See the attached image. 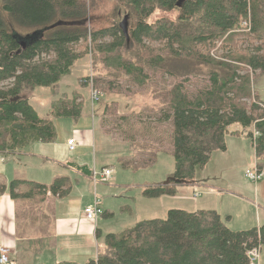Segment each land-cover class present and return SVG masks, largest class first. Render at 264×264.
I'll return each mask as SVG.
<instances>
[{"label": "trees", "instance_id": "trees-1", "mask_svg": "<svg viewBox=\"0 0 264 264\" xmlns=\"http://www.w3.org/2000/svg\"><path fill=\"white\" fill-rule=\"evenodd\" d=\"M94 1L0 0V153L9 155L32 143L54 141L56 118L82 116L80 94L52 101L48 117L39 116L30 103L37 88L54 89L70 74L76 61L85 56L75 48L81 43L90 51L94 69L82 79L97 87L100 99L99 63L123 73L136 86L147 83L148 70L180 79L172 88L164 86L158 95L166 107L159 120L172 126L169 137L175 171L169 184L142 190L145 196L175 195L179 186L193 182L196 170L205 168L214 152L227 150L226 134L233 125L253 140L257 157L264 160V101L252 94L257 74L252 78L249 72L242 73L244 67L264 72V53L257 48H234L224 55L230 62L210 56L214 42L243 20H250L251 31L264 38V0H183L180 5V0H115L119 15L128 18L127 33L118 24L91 30L87 20ZM158 8L177 10L179 15L176 20L149 22ZM21 29L33 31L29 35ZM34 34H39L37 39H29ZM226 41L236 45L234 37ZM192 77L208 82L189 93L185 83ZM131 136L136 139L139 133ZM159 150L131 162L120 158V165L151 166ZM73 167L92 174L86 165ZM73 188L69 176H58L51 184L14 179L0 186V192L8 190L16 201L20 222L30 219L28 211L34 210L36 199L43 204L48 193L54 199L64 198ZM166 217L144 219L107 234L97 258L85 264H251L249 251L264 246V224L234 230L228 227L229 218L212 209H171Z\"/></svg>", "mask_w": 264, "mask_h": 264}, {"label": "rangeland", "instance_id": "rangeland-1", "mask_svg": "<svg viewBox=\"0 0 264 264\" xmlns=\"http://www.w3.org/2000/svg\"><path fill=\"white\" fill-rule=\"evenodd\" d=\"M117 6L118 3L115 0H95L89 10L88 18H91L87 20V26L91 30H95L113 24L120 25L124 19V13H122L123 15H119L120 10ZM121 9L123 11L125 10L124 8ZM178 15L179 11L177 10L169 11L158 8L148 17V21L154 23L161 18L176 20ZM130 22L132 23V20H130ZM250 23V20H243L238 28L229 32L222 40L215 41L210 51V56L219 61L230 62L224 55H228V52L234 48L247 49L250 51H254L255 48H257V51L264 53V38L260 39L256 37V34L251 31ZM32 31L33 29H21L23 34H29V32ZM38 35L39 34H34L30 36L31 38L29 39H37ZM228 36L234 37L236 45L227 43L226 39ZM110 39V37L107 38V40ZM89 43H91V41H89ZM80 44H76L75 48H77L78 51H84L85 56L76 61L72 71L66 76L70 75L69 78L72 84L77 85V87L80 86L79 90L86 88L84 89L87 97L86 101H88V104H91L89 101L91 89L88 88V84L83 82L82 78L92 73L93 63L91 61V54H89L90 51L83 48L84 46ZM125 52H127V50H125ZM244 68L245 70L242 71V73L249 72L252 78L253 75L255 76L257 74L252 80V94L254 98L256 93L259 94L264 101V72H260L259 70L253 72L251 68ZM96 69L102 81L101 85L98 86V89L102 92V98L99 99L100 101L98 103L92 104L91 113L92 116L94 115L95 118H97V120L95 119L97 126H94L96 130V140H103L105 143H110L112 152H118L120 158H124L130 162L136 159L140 160L141 158H147L152 155L154 150L158 148L161 149L158 152L155 162L148 167L123 170L120 169L119 164H114L116 166L115 178L118 179L120 183L123 182L122 184L129 185L127 189H124V192L127 193H123V196H127V198L121 197V200H123L124 204L127 203L132 208L124 212H117L114 220L110 222L111 224L108 231L117 233L134 226L138 221L152 217L150 216L151 214L146 204L148 196L142 195L141 190L143 187L155 186V183H157L159 179L161 180L163 174H173L175 171V158L171 150L172 146L169 137L172 132V126L170 122L159 120V118L165 114L164 109L166 107L158 95L164 86L172 88L174 83L178 82L180 79L165 75L163 71L153 72L152 70H148L147 72H149L150 78L147 83L142 86H136L126 75L119 73L116 69H107L102 63H99ZM187 82L188 83L185 84L189 93H193L196 92L197 89L203 87L208 80L203 77H192L191 80ZM109 86L111 87L110 90H108ZM95 88L97 89V87ZM49 92L52 94L54 92L56 94V90L52 87L37 88L33 93L34 97L32 94L33 98L31 97L30 103L37 109L40 114L39 116L45 117L49 112L48 107L50 103L52 104V97L48 95ZM72 94H68L66 97L72 98L75 97L76 94L82 93L74 92V94ZM63 95V93H59L55 96L58 100ZM244 100L249 104L252 102L251 99ZM90 120L93 122V119L90 118ZM135 132H138L139 136L133 139L131 135ZM234 132L240 133L241 128L238 125H233L230 127L229 133L226 134L227 147L231 149L227 153L219 150L214 152L206 167L196 170L193 182L184 184L177 189L179 193L176 195L174 203L188 211L197 210V203L200 201L206 206L213 205L215 209L220 211L223 217L226 218L232 215V224L230 226L232 229L246 230L257 225L258 213L262 214L261 211L264 209V178L255 183L249 180L245 173L248 169H255L257 165L264 164V160H259L250 139H247L249 146L246 148H240V143L238 144L239 146L232 144L233 141L238 140L233 134ZM100 153H102L101 150ZM111 159H113V157L110 156L109 161H111ZM172 174L165 176L167 179L161 184H164ZM197 178L210 179V185L216 186L215 188L222 192L220 196L215 198L214 196L211 197L207 194H203L197 199L200 195L196 189ZM136 198L137 200H135ZM115 199L119 200L118 197ZM250 200L253 202H250ZM257 203L259 204L258 207ZM41 205L42 202L36 199L33 206L36 209V207ZM101 206L105 209L103 205ZM157 209L158 207L154 206L153 210L157 211ZM39 212L40 215L42 214L44 217V209L35 212L28 211L30 220L36 218ZM166 216H168V214ZM105 218L111 219V216ZM104 222L106 221H102V226ZM106 227L104 226V228ZM258 264H264V246L261 249Z\"/></svg>", "mask_w": 264, "mask_h": 264}, {"label": "crops", "instance_id": "crops-1", "mask_svg": "<svg viewBox=\"0 0 264 264\" xmlns=\"http://www.w3.org/2000/svg\"><path fill=\"white\" fill-rule=\"evenodd\" d=\"M69 77L70 75L65 76L54 89L56 94L63 93L64 95L81 92L80 96L83 95L81 97L84 102L82 116L77 120L56 118L57 137L54 141L32 143L9 155L0 153V186L3 184L8 186L9 182L14 179L51 184L58 176H69L74 183V188L69 196L54 199L48 193L45 202L30 211L35 212L44 209V217L39 212L33 220L25 218L26 220L20 222H18L16 214V201L10 196L8 190L4 193L0 192V247L4 246L10 250L9 256L15 264H56L64 260L83 264L90 259L97 258L99 251L104 246V235L115 233L109 232L108 228L110 222L116 217V213L119 211L124 212L129 208L132 209L130 205L124 204L121 200V197L127 198V196H123V193H127L124 192V189H127L129 185H124L123 182L120 183L115 178L116 166L114 164H119L120 169L123 170L133 169L124 168L120 165V155L116 151L112 152L110 143L96 140L94 126L97 118L91 114L93 104L91 96L89 100L91 104H88L86 92H84L86 88L79 90L80 86L73 85ZM56 94L49 92L48 95L54 101L57 99ZM258 96L263 101L259 94ZM51 105L50 103L48 114L51 111ZM90 118L93 119V122ZM233 134L238 139L232 142L235 146H239L240 143V148L248 147L249 142L247 139H250L253 144V140L248 135L241 132H234ZM71 138L77 141V145L73 150L68 144V140ZM226 148L227 150L222 152L227 153L231 149L230 147ZM100 150L102 153H100ZM254 150L256 152L255 147ZM110 156L113 157L111 161H109ZM74 164L86 165L92 170V174L90 176L84 174L73 167ZM258 166L264 173V164ZM106 168L112 169L113 172L109 181L103 182L100 180L99 172ZM94 171L97 172V175H94ZM169 174L172 173L163 174L161 180L159 179L155 185L161 184L167 179L165 176ZM210 182V179L207 178H197L196 189L200 194L197 199L203 194L215 198L220 196L222 192L218 191L215 188L216 186L210 185ZM180 187L182 186L177 189ZM144 189L143 187L142 190ZM142 190L141 194L144 195ZM178 193L179 190L175 195L165 194L160 197H148L146 204L152 217L147 219L166 218L164 216L171 209L185 210L174 203ZM96 197L103 201L105 215L96 218V221H90L87 220L85 209L86 206L94 203ZM116 197L119 200H116ZM250 202L253 201L250 200ZM154 206L158 207L157 211L153 210ZM202 209L218 211L213 205L206 206L200 201L197 203V210L190 212ZM262 210V214L257 212L256 226L264 224V209ZM218 212L220 213V211ZM110 216L111 219L105 218ZM231 216L227 217L229 218L228 227L232 224ZM102 221H106L103 226ZM104 226L107 227L104 228Z\"/></svg>", "mask_w": 264, "mask_h": 264}, {"label": "built area", "instance_id": "built-area-1", "mask_svg": "<svg viewBox=\"0 0 264 264\" xmlns=\"http://www.w3.org/2000/svg\"><path fill=\"white\" fill-rule=\"evenodd\" d=\"M83 82H87V80L83 79ZM92 86L93 85L91 83L89 84L88 88L91 89V99H92L91 101L93 102V104H95L99 101L98 99H100L101 94L98 90H96ZM68 144L70 148L73 150L77 145V141L71 138L70 140H68ZM112 172L113 171L110 168H106L102 170L101 172H99L100 180H102L103 182L109 181ZM245 174L249 180L255 183L261 181L264 177L263 170H261V168L258 165L255 167V169H248ZM94 175H97L96 171H94ZM101 205H102L101 199L99 197H96L93 204L86 206L85 213L88 218L87 220L96 221L97 220L96 218L104 215V209L102 208ZM9 253L10 250L7 247L4 246L0 247V264H15L13 260L10 258ZM260 254H261V249H252L251 251H249L251 264H258Z\"/></svg>", "mask_w": 264, "mask_h": 264}, {"label": "water", "instance_id": "water-1", "mask_svg": "<svg viewBox=\"0 0 264 264\" xmlns=\"http://www.w3.org/2000/svg\"><path fill=\"white\" fill-rule=\"evenodd\" d=\"M182 1L183 0H180L177 5H180ZM127 19H128L127 16L124 17L123 21L120 23V27L124 30V33H127L128 32V30H127L128 29L127 28V24H128ZM21 42H22V44H23L24 47L27 45V43L25 41H21ZM171 181H172V177H170L168 180H166V182L163 185H167Z\"/></svg>", "mask_w": 264, "mask_h": 264}, {"label": "bare ground", "instance_id": "bare-ground-1", "mask_svg": "<svg viewBox=\"0 0 264 264\" xmlns=\"http://www.w3.org/2000/svg\"><path fill=\"white\" fill-rule=\"evenodd\" d=\"M254 249H261V247H256V248H254Z\"/></svg>", "mask_w": 264, "mask_h": 264}, {"label": "clouds", "instance_id": "clouds-1", "mask_svg": "<svg viewBox=\"0 0 264 264\" xmlns=\"http://www.w3.org/2000/svg\"><path fill=\"white\" fill-rule=\"evenodd\" d=\"M89 76V75H88ZM83 77H86V76H83Z\"/></svg>", "mask_w": 264, "mask_h": 264}]
</instances>
